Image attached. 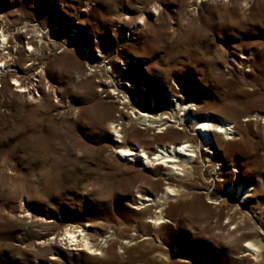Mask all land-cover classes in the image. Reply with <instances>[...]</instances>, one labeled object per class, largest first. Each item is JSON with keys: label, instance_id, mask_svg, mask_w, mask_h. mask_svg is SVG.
Segmentation results:
<instances>
[{"label": "rangeland", "instance_id": "374dc122", "mask_svg": "<svg viewBox=\"0 0 264 264\" xmlns=\"http://www.w3.org/2000/svg\"><path fill=\"white\" fill-rule=\"evenodd\" d=\"M0 31V264H264V0H0ZM183 142L173 179L115 153Z\"/></svg>", "mask_w": 264, "mask_h": 264}, {"label": "bare ground", "instance_id": "6f19581e", "mask_svg": "<svg viewBox=\"0 0 264 264\" xmlns=\"http://www.w3.org/2000/svg\"><path fill=\"white\" fill-rule=\"evenodd\" d=\"M7 41V37L5 33L0 31V44H5ZM30 48H32L31 44H28ZM8 45L6 46L5 50ZM12 53L11 50L9 51L8 56L1 55L0 56V62L4 66L3 68L5 69V72L3 71V74H9L11 71L9 70L8 67V62L12 60L11 57ZM0 66V70H1ZM13 81L16 82L17 86H20L21 88H26L27 85L23 86L20 84V79L19 78H14ZM21 91V92H26ZM175 98V97H174ZM180 103H177L176 110L178 112H182L181 115H183V122L190 126L193 123H196L197 131H198V136L200 143L204 145V147H209L210 150H213V145L215 146H220L221 144V138L220 135L225 134L227 136V140H233L235 137L231 136V131H232V123L227 121L224 118H219L215 119L214 122L212 121V117H207L204 120L198 121L196 117V113L194 112V107L196 104H193L192 102H184V100L178 101ZM150 116L148 114H140L137 116L138 120L144 119V122H148ZM114 124V123H113ZM152 125L148 124L147 127H151ZM114 133H116L117 138L122 137L121 131L123 130L120 128V124H116L112 126ZM234 128V127H233ZM125 131V127H124ZM198 149L195 148L193 144H190L189 142H183V143H178V144H163L160 145L156 148L155 152H149L144 149H135V148H130L127 146L120 147L117 149L115 152L117 156L120 157V159H123L126 161V163H136V164H141L145 167H161L164 169H170L171 172L167 174V176L170 179H173L174 176H179L180 174L174 173L172 170H180L188 171L192 169V167H188V164L186 165H181L180 163V158L182 157H188V158H194L198 157ZM185 176V175H184ZM247 188H244L243 186H239L236 190L239 191V193H243L241 196L243 198V195H246L248 192L244 194V190ZM255 188H251L250 191H254ZM175 196L177 197L178 194L176 193V190L167 188V191L161 198L159 197H145L143 195H138V199H140L143 202H150L149 206L152 205H158L159 208L166 204V201H168L169 196ZM250 197V196H248ZM144 205L145 203H141ZM231 218V217H230ZM228 218V220L230 219ZM166 223H171L169 220H165L163 218H157L154 221V224L157 225H164ZM85 230L78 231L74 228L72 231H67L64 234V238L62 239L65 241L66 245L69 246L72 250H77V247L79 250H91L93 246H91V242L89 241V238H87V235L84 234ZM247 245H251V247H248V250L251 251L253 254H257L259 252V248L255 246L252 243H248Z\"/></svg>", "mask_w": 264, "mask_h": 264}, {"label": "snow or ice", "instance_id": "6c2138e0", "mask_svg": "<svg viewBox=\"0 0 264 264\" xmlns=\"http://www.w3.org/2000/svg\"><path fill=\"white\" fill-rule=\"evenodd\" d=\"M29 51H31V49H29ZM16 82L13 81V84H15ZM21 91H24V89H21ZM247 247H251V245H247Z\"/></svg>", "mask_w": 264, "mask_h": 264}, {"label": "built area", "instance_id": "2783aa9c", "mask_svg": "<svg viewBox=\"0 0 264 264\" xmlns=\"http://www.w3.org/2000/svg\"><path fill=\"white\" fill-rule=\"evenodd\" d=\"M22 89H24V88H22ZM25 91V90H24ZM29 92V90H28V87H27V89H26V92L25 93H28ZM24 93V92H23Z\"/></svg>", "mask_w": 264, "mask_h": 264}]
</instances>
